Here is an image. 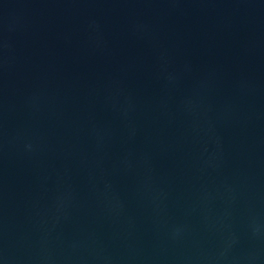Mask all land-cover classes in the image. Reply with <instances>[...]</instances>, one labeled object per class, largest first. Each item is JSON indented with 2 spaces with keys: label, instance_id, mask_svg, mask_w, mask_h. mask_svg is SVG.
<instances>
[{
  "label": "water",
  "instance_id": "water-1",
  "mask_svg": "<svg viewBox=\"0 0 264 264\" xmlns=\"http://www.w3.org/2000/svg\"><path fill=\"white\" fill-rule=\"evenodd\" d=\"M27 264H264V209L204 219Z\"/></svg>",
  "mask_w": 264,
  "mask_h": 264
}]
</instances>
